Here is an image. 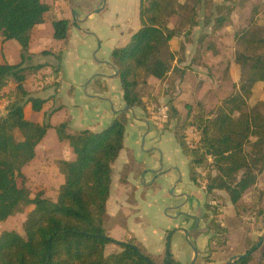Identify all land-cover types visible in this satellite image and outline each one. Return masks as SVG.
Returning <instances> with one entry per match:
<instances>
[{
	"label": "trees",
	"instance_id": "obj_1",
	"mask_svg": "<svg viewBox=\"0 0 264 264\" xmlns=\"http://www.w3.org/2000/svg\"><path fill=\"white\" fill-rule=\"evenodd\" d=\"M52 10L53 6L42 0H0V37L3 41H16L22 52L21 62L0 63V98L7 100L0 109V223L32 206L23 223L24 235L14 230L0 232V264H160L133 239L118 242L110 238L103 226L112 183L111 165L123 147L127 121L124 113V116L118 113L99 132L81 130L74 135L66 133V123L51 126L46 121L53 112L42 123L25 118L26 105L39 112L46 102L30 96L25 88L26 79L47 65H24V53L28 51L31 30L42 24L45 14ZM218 20L215 29L225 22L223 18ZM139 21V28L126 45L110 53V63L120 80L122 100L131 109H143L148 100L160 96V91L148 89L149 77L165 82L171 73L180 71L173 67L169 42L181 34L187 38L200 24L195 10L188 9L180 0H139ZM51 23L54 38L64 41L69 21L52 19ZM262 30L261 38L256 30L235 34V39L240 37L244 42V49L253 52L236 58L242 70L238 89L223 98L213 114L198 107L192 120L181 121L175 105H166L168 120L176 119L182 128H196L200 137L197 147L190 149L183 134L175 133L183 155L189 160L190 180L197 183L201 179L198 172L201 168L206 172L207 193L224 191L235 210L243 196L254 190L258 176L264 171L261 111L264 101L251 107L247 104L254 85L264 83V53H257L264 43V27ZM201 42L194 59L197 65H205L201 58L205 52L217 54L211 42L205 45ZM48 54L44 51L41 55ZM55 57L60 63L61 53ZM52 74L57 78L59 69L52 68ZM50 128H55L58 140L66 141L74 154L73 160L57 162L65 182L54 200L42 190L31 192L22 170L34 159L36 146ZM262 194L258 190L257 198ZM258 213L264 224V212ZM208 231L212 232L206 247L210 254L216 249L214 245L224 246L225 239L221 238L224 230L215 219L210 221ZM110 243L119 245L120 251L105 254V246ZM251 254L231 264H249ZM163 264H175L170 253Z\"/></svg>",
	"mask_w": 264,
	"mask_h": 264
},
{
	"label": "rangeland",
	"instance_id": "obj_2",
	"mask_svg": "<svg viewBox=\"0 0 264 264\" xmlns=\"http://www.w3.org/2000/svg\"><path fill=\"white\" fill-rule=\"evenodd\" d=\"M64 1L71 11L69 16L72 21L63 45L58 42L61 50L59 89L55 92L52 86L44 87L46 75H43V79L32 77L26 84L31 83V86H35L40 82L41 84L36 87L45 88L34 92L32 96L35 98L46 99L50 97L49 93H54L50 99H54V107H60V110L53 117V122L54 125L66 123L67 134H75L83 128L98 132L101 131L102 119L106 115L112 116L114 111L120 109L122 103L120 80L117 76H112L107 63H110L111 51L124 46L129 35L139 28V0H60V3ZM180 2H185L187 8L195 10L199 17L200 24L189 33L190 40L199 43L202 41L203 45L211 42L217 54L214 57L211 55L206 57L204 66L188 65L187 87L182 83L183 78L179 81L182 74L171 73L165 82L156 83L160 84L158 89L160 96L148 100L143 109L136 108L138 111L134 119L137 121L141 116L147 121L150 136H155V139H150L149 135L145 136L147 128L143 126V120L137 121L139 127L135 124L132 127L126 124L121 154L126 157L131 153L128 161L133 162L127 180L124 178L125 172L123 173L120 183L127 184L123 191L121 189L118 204L115 205L111 201L108 203L103 226L110 238L118 242L133 239L139 248L160 264L164 263L169 236V253L175 264H190L191 247L182 232L173 231L181 228L183 221L190 223L186 225L185 230L187 227L194 228L198 220L201 227L192 233L205 232L208 238L212 235V232L208 231L209 223L215 219L224 230L221 238L225 239V245L220 247L214 245L215 251L210 254L205 251V255L198 250L195 264H223L240 248L244 247L245 253V249L250 250L259 240L264 224L258 212H264V192L258 199L259 189L255 187L243 196L240 207L235 210L224 191L207 193L205 189L207 177L204 178L206 172L201 168H198L201 179L193 183L189 178V160L183 155L175 133L181 132L186 146L190 148L186 143L187 138L192 139L195 136L200 140L196 128H182L181 122L176 119H169L161 127H156L147 107L150 104L174 105L175 102L181 121L192 120L198 107L207 114H213L220 101L238 89L242 70L236 58L239 54L251 55L253 52L246 51L244 42L240 37L235 39V34L256 30L259 38L263 35L264 0H180ZM102 6L104 7L101 11L94 13ZM184 12L182 10V13ZM82 13L85 16H82ZM89 13L90 15L86 17ZM49 18L50 22L46 18V22L36 25V31L40 28L38 36L43 40L40 43L47 47L56 40L53 36L52 16ZM219 18L225 19V22L222 27L215 29V25L219 24ZM52 19L63 18L57 16ZM6 46L9 53L16 56L18 43L11 40ZM258 49L257 53H264V43ZM24 54L27 60L28 51ZM54 64L56 66L59 63ZM151 88L152 92L156 91L155 86L149 83L148 89ZM161 93L164 95L162 99ZM0 101L5 100L0 98ZM261 101H264V83L257 82L247 104L251 107ZM123 109L124 107L121 109L122 116L129 113V110ZM261 111L264 113V108H261ZM49 119L50 117L46 118V121L49 122ZM191 128H194V133L190 132ZM52 134L57 135L55 128L49 131V138ZM42 163H44L41 164L42 169L49 168L50 172H55L50 162ZM46 163H49V166ZM52 164L58 170L57 180L64 183L65 177L60 172L57 162ZM260 178L261 187L264 189V178L263 176ZM29 185L32 190L38 187L31 183ZM46 194L53 198L57 190L52 187ZM31 209L32 206H26L21 212L0 223V232L14 230L24 235L23 223ZM188 215H193L194 220ZM189 240L195 245L193 237L189 236ZM118 251L119 245L111 243L106 247L105 254ZM259 262L264 264V242L252 252L249 264Z\"/></svg>",
	"mask_w": 264,
	"mask_h": 264
},
{
	"label": "crops",
	"instance_id": "obj_3",
	"mask_svg": "<svg viewBox=\"0 0 264 264\" xmlns=\"http://www.w3.org/2000/svg\"><path fill=\"white\" fill-rule=\"evenodd\" d=\"M43 2H45L48 5H52L53 6V10L51 12H48L47 14H45L44 17V21L46 20V18L48 19V21L50 22V15L52 16V18L59 16L60 18L63 19H67L69 21V24L71 23L72 20H70V16L69 14H71V11L68 9V5L66 4V2L64 1L63 3H60V0H42ZM73 15V14H72ZM89 14L86 15L89 16ZM82 16H85V14L82 13ZM51 18V20H52ZM78 21V20H77ZM46 22V21H45ZM41 27V26H39ZM197 28V27H195ZM40 29V28H39ZM39 29L36 31V26L33 27V29L30 32V42H29V46H28V54L29 56L27 57V60H25L24 65L26 66H35V65H39V64H46L47 66L40 69L39 71H37L36 74H31L27 77L26 82L30 79V81L32 80L31 78L33 77V79L35 77H39L41 79H43V75H46V77L44 78L43 83L45 84V88L52 86L55 89V92L58 91V87H59V75H60V63L56 60L55 55H57L59 52L61 53V50L58 42L61 43V45H63V40H54L51 43V46L47 47L46 45L41 44L40 42L43 41L42 38H40L38 36V31ZM194 29V28H193ZM36 31V32H35ZM192 31V30H191ZM134 33V32H133ZM132 33V34H133ZM191 33V32H190ZM193 33H195L193 31ZM131 34V35H132ZM131 35H129L128 41L131 37ZM191 38H186L183 34L181 35H177L174 36L170 42H169V50L173 53L174 55V61H173V67H177L180 71L179 74H182V77L179 79V81L183 78L182 83L184 84L185 87H187V73L189 72V69L187 68L188 65H191V67H193V64H197L194 63V59L196 58L197 54V49L200 47L199 42H197L196 40H190ZM11 41V40H8ZM8 41H3L2 38L0 37V63H9V64H17L19 62H21V49L20 47L18 49H16V56L9 53L8 49H7V43ZM14 41V40H12ZM57 41V42H56ZM127 41V42H128ZM126 45V44H125ZM58 46V47H57ZM123 47V46H122ZM49 52L48 55H41L42 52ZM209 55L211 56H215L216 54H213L211 51H207L205 52V54L201 55L202 58V62H204L205 58L208 57ZM61 61V60H60ZM54 62L59 63L58 65L55 66ZM205 63V62H204ZM109 66V65H108ZM204 66V65H201ZM200 67V66H199ZM52 68L54 69H59V75L57 78H55V75L52 74ZM110 68V73L113 76V70ZM92 80V79H91ZM90 80V81H91ZM148 82L155 86V92L160 91L158 89H160V84H156L158 82L157 79H155L154 77H149ZM57 83V84H55ZM41 84L40 82L37 83ZM31 86V83L26 84L25 83V88L27 89V91L29 92L30 96H32V94L34 92H37L39 90L45 89L42 87L37 88L36 86ZM164 85V83L162 84ZM183 87V86H182ZM54 95L53 92L49 93V98H46L44 100H46V102L43 105V108L41 111L39 112H35L31 109L30 105H26L24 108V115L25 118L28 119L29 121L32 122H36V123H42L45 120V113L47 112V114L53 112L50 116L49 122L51 124V126H55L54 122H53V117L58 113V111L60 110V107H54V103L53 100H51L50 98ZM33 97V96H32ZM121 97H122V92H121ZM35 98V97H34ZM164 98L163 93H161V99ZM4 102H7L6 100ZM1 102V103H4ZM6 104V103H5ZM5 104H2L3 106ZM175 107L177 106L176 103L174 102ZM3 106H0V109L3 108ZM124 102L122 100V103L120 104V109H118L117 111H114L112 116H105L102 119V122L100 123L101 125V129L103 130L104 128H106L107 126H109L112 121L116 118L117 114L120 113L122 110V108L124 107ZM135 115L136 111H138V109H133ZM126 118H127V123L129 124L130 127H132V125H136L137 127H139L140 125L138 124L137 121L143 120V126H145L147 128L146 131V135H149L150 139H155V136L151 135L150 136V131L148 129L149 125L147 123V121H145L141 116L140 118H137L138 120L136 121L134 119V116L132 115V113L129 111V113H126ZM126 127V126H125ZM53 128H50L47 130V133L45 135V137L43 138V140L36 146L35 148V157L32 161H30L27 165H25L23 167V173L25 174L26 178H27V182L26 185L27 187L31 190V191H38V190H42L44 192V195L46 197H49L46 192L50 190V188L53 187V189L58 192V189L60 187V185H62V181L57 180V175H58V170L57 168H54V165L52 164V162H54L56 164V162H58L59 160H66V161H70L74 159V154L71 150V148L69 147L68 143L66 141H59L57 138L56 134H52V136L49 138V131H52ZM81 130H89L87 128H83V129H79L78 131L75 132L78 133ZM91 131V130H89ZM143 131V130H142ZM142 131L140 132V134L142 133ZM99 132V131H98ZM74 135V134H71ZM124 134V138H125ZM123 143H124V139H123ZM123 151V147L119 153V156L117 157V159L114 161V163L111 165V176H112V183H111V188H110V196L109 199L107 201L106 204V212H107V207H108V203L110 204L111 202H114L115 205L118 204L119 202V198L122 194L121 189L123 191L124 186H126V183H120L123 177V173L125 172V180H127V176L128 173L130 171L131 168V164L133 162V160H131L130 162L128 161L129 157H131L132 155H127L122 156L123 154H121ZM42 162H50V165L53 166V170L55 172H50V169H42L41 168V164H44ZM49 163H46L47 166ZM45 172H43V171ZM160 171H154V173H159ZM54 173V174H53ZM151 173V174H154ZM260 176L264 178V171L259 175L258 179H257V183L255 184V187H258L259 190L264 192V189L261 187L262 184L261 183V178ZM33 184V186H38L36 190H32V188H30L29 184ZM250 193V192H248ZM247 194V193H246ZM57 196V194H56ZM56 196L54 195V197H49L52 200H54L56 198ZM111 201V202H110ZM114 205V208H115ZM190 216V218L192 220H194L193 218H195L193 215H188ZM190 224L189 222H185L183 221L181 224V228L180 229H186V225ZM200 225L198 223V220L195 222L194 228L187 227V230L189 231H193V230H199L200 229ZM258 230V229H257ZM255 230V231H257ZM180 233V232H179ZM257 233L260 235L261 232L257 231ZM190 237H193L194 241H195V246L197 247V251L200 250L201 252H203V255H205V251H206V247H207V235H205V232H197L195 234H193L191 232V234L189 235ZM111 244V243H110ZM109 244H107L105 246V250L106 247ZM244 247L240 248L236 253H234V255L237 254H241L244 252ZM246 251V249H245ZM233 256V255H231ZM230 256V257H231ZM192 257H193V253H192ZM176 261H178L177 257H175Z\"/></svg>",
	"mask_w": 264,
	"mask_h": 264
},
{
	"label": "water",
	"instance_id": "obj_4",
	"mask_svg": "<svg viewBox=\"0 0 264 264\" xmlns=\"http://www.w3.org/2000/svg\"><path fill=\"white\" fill-rule=\"evenodd\" d=\"M104 6L100 7L99 9L95 10L94 13H97L99 11H101L103 9ZM85 20V19H84ZM107 65H109L111 67V69L113 70V76L117 75V72L115 70V68L111 65V63H107ZM123 110H129L132 115L134 117H136L134 110L131 109L129 106L125 105ZM173 232H182L184 234V237L186 239V241L188 242L189 246L191 247L192 253H193V257L190 261V264H195L196 260H197V247L189 240V235L191 234L192 231L189 230H185V229H175ZM264 242V226L262 229V234L259 237V240L257 241V243L254 245L253 248H251L248 252L245 253H241V254H237V255H233L229 258L227 264H231L234 260L237 259H242L247 257L250 253H252L254 250H256L262 243ZM168 253H169V238L167 239V243H166V256H165V260H168Z\"/></svg>",
	"mask_w": 264,
	"mask_h": 264
},
{
	"label": "built area",
	"instance_id": "obj_5",
	"mask_svg": "<svg viewBox=\"0 0 264 264\" xmlns=\"http://www.w3.org/2000/svg\"><path fill=\"white\" fill-rule=\"evenodd\" d=\"M0 101V106L2 104ZM148 114L151 117V120L153 121L154 125L156 127H161L164 123L167 122L168 120V107L164 104L159 105V104H150V106L147 107ZM190 132L194 133V128L190 129ZM194 139V140H193ZM199 139L193 136L192 139L187 138L186 143L190 148H196L198 144ZM200 173V170H198Z\"/></svg>",
	"mask_w": 264,
	"mask_h": 264
}]
</instances>
